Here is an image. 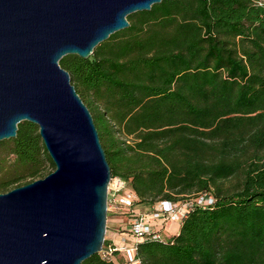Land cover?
<instances>
[{"label": "trees", "instance_id": "16d2710c", "mask_svg": "<svg viewBox=\"0 0 264 264\" xmlns=\"http://www.w3.org/2000/svg\"><path fill=\"white\" fill-rule=\"evenodd\" d=\"M126 19L89 58L59 61L111 175L128 183L135 205L214 198L173 237L138 242L136 257L264 264V0H162ZM45 165L55 170L38 127L19 123L0 142V193L37 180ZM81 264L123 261L95 254Z\"/></svg>", "mask_w": 264, "mask_h": 264}, {"label": "water", "instance_id": "95a60500", "mask_svg": "<svg viewBox=\"0 0 264 264\" xmlns=\"http://www.w3.org/2000/svg\"><path fill=\"white\" fill-rule=\"evenodd\" d=\"M162 0H0V142L35 124L55 170L0 193V264H81L107 230L111 170L92 114L59 65L89 58Z\"/></svg>", "mask_w": 264, "mask_h": 264}, {"label": "built area", "instance_id": "2783aa9c", "mask_svg": "<svg viewBox=\"0 0 264 264\" xmlns=\"http://www.w3.org/2000/svg\"><path fill=\"white\" fill-rule=\"evenodd\" d=\"M137 197L128 183L120 177L110 178L107 190V210L118 213L117 210H126V217L130 223L128 232L133 240L129 244L118 247L114 244L103 245L100 257L111 260L115 253H121L124 264H140L136 257V245L143 240H160L167 223H179L188 215L194 206L208 207L214 203L210 194H201L195 200L183 203L159 201L152 205L149 213H140L136 207ZM108 212V211H107Z\"/></svg>", "mask_w": 264, "mask_h": 264}, {"label": "crops", "instance_id": "0c3cea01", "mask_svg": "<svg viewBox=\"0 0 264 264\" xmlns=\"http://www.w3.org/2000/svg\"><path fill=\"white\" fill-rule=\"evenodd\" d=\"M141 207V208H140ZM143 207V208H142ZM152 207V205H150ZM135 209L140 213H149L151 211H147L143 204L136 205ZM108 230H106L107 234L105 235V238L107 240V244H114L118 247H121L125 244H129L133 238L128 232L130 229V223L127 220V217H119L115 215L114 213H109V219H108ZM180 224L179 223H169L165 226L164 231L162 232L163 237L171 238L174 235H176L179 232ZM121 257L123 264V256L121 253H116L115 258Z\"/></svg>", "mask_w": 264, "mask_h": 264}, {"label": "rangeland", "instance_id": "374dc122", "mask_svg": "<svg viewBox=\"0 0 264 264\" xmlns=\"http://www.w3.org/2000/svg\"><path fill=\"white\" fill-rule=\"evenodd\" d=\"M53 171H54V168H51L50 165H45V168L42 170L41 177H39V178H37V179H42V178L46 177L48 174H50V173L53 172ZM21 183H23V182H18V183L12 184V185L10 186V189H9L8 191H10V190L16 188L17 185H19V184H21ZM225 185H226L227 187L230 186V182H226ZM8 191H6V192H8ZM6 192H3V193H6ZM143 206H144V208H145L147 211H150V208H151V207H150V204H147V203H146V204H143ZM140 208H141V207H140ZM142 208H143V207H142ZM117 216H119V217H125L124 214L117 215ZM108 219H109V213L107 212V230H108V226H109ZM175 223H176V222H175ZM167 224H169V223H167ZM167 224H166V225H167ZM106 234H107V232H106Z\"/></svg>", "mask_w": 264, "mask_h": 264}]
</instances>
